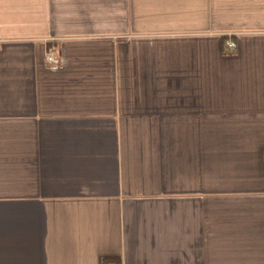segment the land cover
I'll return each mask as SVG.
<instances>
[{
	"label": "crops",
	"instance_id": "1",
	"mask_svg": "<svg viewBox=\"0 0 264 264\" xmlns=\"http://www.w3.org/2000/svg\"><path fill=\"white\" fill-rule=\"evenodd\" d=\"M0 264H264V0H0Z\"/></svg>",
	"mask_w": 264,
	"mask_h": 264
},
{
	"label": "built area",
	"instance_id": "2",
	"mask_svg": "<svg viewBox=\"0 0 264 264\" xmlns=\"http://www.w3.org/2000/svg\"><path fill=\"white\" fill-rule=\"evenodd\" d=\"M226 47L230 51H234L237 47L236 43L232 40L226 42ZM47 64L52 69H57L62 64V58L59 56L57 51L51 50L47 55Z\"/></svg>",
	"mask_w": 264,
	"mask_h": 264
}]
</instances>
